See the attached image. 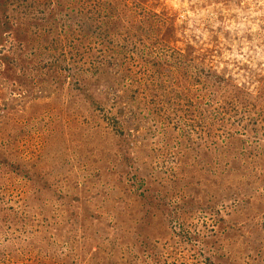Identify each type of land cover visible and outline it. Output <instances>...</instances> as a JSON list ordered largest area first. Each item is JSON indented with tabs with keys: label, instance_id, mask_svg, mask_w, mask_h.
Wrapping results in <instances>:
<instances>
[{
	"label": "rangeland",
	"instance_id": "1",
	"mask_svg": "<svg viewBox=\"0 0 264 264\" xmlns=\"http://www.w3.org/2000/svg\"><path fill=\"white\" fill-rule=\"evenodd\" d=\"M0 264H264V0H0Z\"/></svg>",
	"mask_w": 264,
	"mask_h": 264
}]
</instances>
